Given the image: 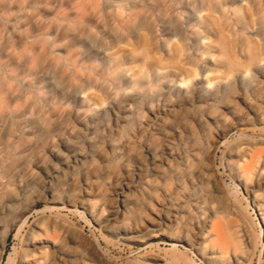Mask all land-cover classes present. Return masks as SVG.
I'll list each match as a JSON object with an SVG mask.
<instances>
[{
    "label": "rangeland",
    "instance_id": "374dc122",
    "mask_svg": "<svg viewBox=\"0 0 264 264\" xmlns=\"http://www.w3.org/2000/svg\"><path fill=\"white\" fill-rule=\"evenodd\" d=\"M0 264H264V0H0Z\"/></svg>",
    "mask_w": 264,
    "mask_h": 264
},
{
    "label": "bare ground",
    "instance_id": "6f19581e",
    "mask_svg": "<svg viewBox=\"0 0 264 264\" xmlns=\"http://www.w3.org/2000/svg\"><path fill=\"white\" fill-rule=\"evenodd\" d=\"M122 197H123V198H125V196H124V195H122Z\"/></svg>",
    "mask_w": 264,
    "mask_h": 264
}]
</instances>
